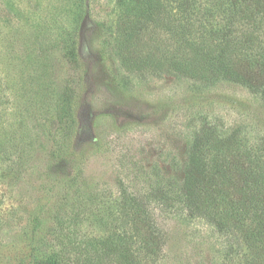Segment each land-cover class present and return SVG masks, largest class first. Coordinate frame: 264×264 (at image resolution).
I'll use <instances>...</instances> for the list:
<instances>
[{
	"label": "rangeland",
	"instance_id": "obj_1",
	"mask_svg": "<svg viewBox=\"0 0 264 264\" xmlns=\"http://www.w3.org/2000/svg\"><path fill=\"white\" fill-rule=\"evenodd\" d=\"M140 8L131 0H0V264H33V255L121 231L126 197L179 185L201 125L254 120L252 133L264 142V103L245 86L201 88L125 62L140 32L131 56L143 50L146 59ZM122 79L129 95L112 85ZM68 90L73 154L55 163L49 157ZM155 213L164 228L157 264H245L226 258L222 237L203 217ZM89 244L83 254L93 253Z\"/></svg>",
	"mask_w": 264,
	"mask_h": 264
},
{
	"label": "trees",
	"instance_id": "obj_2",
	"mask_svg": "<svg viewBox=\"0 0 264 264\" xmlns=\"http://www.w3.org/2000/svg\"><path fill=\"white\" fill-rule=\"evenodd\" d=\"M131 2L141 4L136 18L146 19V59L142 60L143 50L131 56L137 42L142 44L141 32L128 44L131 52L122 53L131 57L133 61L125 62L132 68L176 73L201 88L234 82L264 103V0ZM112 85L129 95L127 80ZM74 97V91L68 90L62 99L63 131L49 157L55 163L73 154L68 141L77 123ZM253 121L242 119L228 129L214 121L201 125L188 147L177 187L160 186L142 196H125L128 200L120 208L129 218L121 231L92 238L86 246L78 242L71 250L33 255L32 263L157 264L164 237L158 209L161 214L183 211L190 218L203 217L222 237L227 259L264 264V142L252 133L258 129ZM88 244L93 253L83 254Z\"/></svg>",
	"mask_w": 264,
	"mask_h": 264
}]
</instances>
